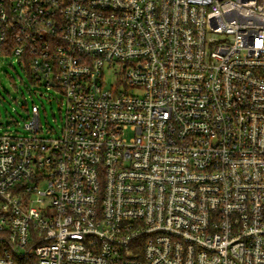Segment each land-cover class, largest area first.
Instances as JSON below:
<instances>
[{
  "label": "built area",
  "instance_id": "2783aa9c",
  "mask_svg": "<svg viewBox=\"0 0 264 264\" xmlns=\"http://www.w3.org/2000/svg\"><path fill=\"white\" fill-rule=\"evenodd\" d=\"M6 58L66 117L0 132V264H264V0H0Z\"/></svg>",
  "mask_w": 264,
  "mask_h": 264
},
{
  "label": "rangeland",
  "instance_id": "374dc122",
  "mask_svg": "<svg viewBox=\"0 0 264 264\" xmlns=\"http://www.w3.org/2000/svg\"><path fill=\"white\" fill-rule=\"evenodd\" d=\"M64 98L60 92L36 84L28 70L15 58L0 62V132L23 133L30 122L31 109H40V122L43 135L58 132L66 117ZM40 189L44 191L45 185Z\"/></svg>",
  "mask_w": 264,
  "mask_h": 264
}]
</instances>
